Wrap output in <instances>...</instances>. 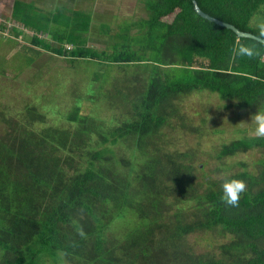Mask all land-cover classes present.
<instances>
[{"label": "trees", "instance_id": "obj_1", "mask_svg": "<svg viewBox=\"0 0 264 264\" xmlns=\"http://www.w3.org/2000/svg\"><path fill=\"white\" fill-rule=\"evenodd\" d=\"M196 1L211 17L259 37L252 21L264 20V0ZM145 3L148 19L115 53L88 44L92 21L15 3L14 23L35 33L34 46L22 47L27 55L143 65L148 82H141L144 97L132 104L131 119L119 125L94 115L90 93L66 115L69 128L50 125L40 105L2 114L0 264H264V138L224 144L220 161L252 150L260 157L212 178L197 167V153L170 149L163 131L174 118L193 128L176 102L194 92L218 94L241 110L264 106V44L202 18L192 0ZM243 44L257 54L237 55ZM166 68L183 76L174 80ZM233 178L246 184L235 207L221 199ZM118 222L126 226L122 234L113 230Z\"/></svg>", "mask_w": 264, "mask_h": 264}, {"label": "rangeland", "instance_id": "obj_2", "mask_svg": "<svg viewBox=\"0 0 264 264\" xmlns=\"http://www.w3.org/2000/svg\"><path fill=\"white\" fill-rule=\"evenodd\" d=\"M3 1L13 9L18 0H2L0 3H4ZM20 1L29 7L37 6L42 11L50 13L59 8L87 24L92 21L89 25L92 28L89 30L90 36L87 35L91 44H88L108 53L111 50L117 52L121 43H127L140 31L139 22L148 19L145 0H106L105 8H97L92 2L84 4L83 11L76 9L79 5L75 0ZM131 24L132 36L130 30L127 31L125 28ZM260 24H264L262 15L254 18L252 27L258 29ZM3 25L7 24L1 26ZM105 30L110 32L109 36L105 35L107 33ZM118 33L119 35H116ZM79 34L83 36V33ZM33 36L20 39L21 36L13 35L12 41L7 39L6 44L4 34H0V119L2 114L12 118L21 113L26 105L35 104L40 105L44 113L48 112L50 125L69 128L71 126L66 122V115L76 105L74 104L76 101L84 104L80 96H86L85 101L89 100L90 96L87 95L89 93L91 101L94 102L91 105L97 118L111 126L131 119V115L127 114L132 111V104L144 97L145 84L142 86L141 82L147 81L148 70L145 66L132 69L133 67L126 68L91 60L72 61L47 52L36 60L33 52L31 54L29 51L27 55L22 50L25 44L34 46L33 43H29ZM41 38L52 42L48 36L44 35ZM51 44L60 47L53 42ZM66 48L71 50L73 46ZM125 68L127 71L124 73ZM152 69L153 66L149 71ZM171 72L174 80L183 76L181 69L166 68V74L169 75ZM176 103L182 114L189 117L188 123L193 128L183 129L175 118L170 119L163 130L166 140L170 143L169 148L173 151L197 153L196 165L203 173L212 178L231 175L241 170L239 166L241 163L251 164L258 160L259 150L221 161L216 155L224 144L255 137L251 116L256 111L238 109L233 101L224 100L218 94L209 91L182 95ZM194 128H198L199 133ZM117 149L130 156L126 146L120 145ZM218 169L221 171L218 172ZM125 227L122 222H118L113 230L117 234H122Z\"/></svg>", "mask_w": 264, "mask_h": 264}, {"label": "clouds", "instance_id": "obj_3", "mask_svg": "<svg viewBox=\"0 0 264 264\" xmlns=\"http://www.w3.org/2000/svg\"><path fill=\"white\" fill-rule=\"evenodd\" d=\"M259 39L264 40V24L259 25ZM257 54L255 45L243 44L237 49V55L253 57ZM254 123L253 132L256 137L264 138V106H257L256 112L251 116ZM222 201L229 206H238L241 195L246 191V184L240 179L226 180L222 185Z\"/></svg>", "mask_w": 264, "mask_h": 264}, {"label": "crops", "instance_id": "obj_4", "mask_svg": "<svg viewBox=\"0 0 264 264\" xmlns=\"http://www.w3.org/2000/svg\"><path fill=\"white\" fill-rule=\"evenodd\" d=\"M2 1V0H0ZM4 2V1H3ZM94 3H92L93 5ZM13 9L11 7H9L5 2L4 3H0V34H4V41L6 42L7 39H10V41H12V36H21L20 39H23V37L28 38L30 35L33 36L34 31H32V29L24 27L23 25L20 24H16L13 21ZM2 24H7V25H3ZM3 27L5 29H3ZM9 29V30H8ZM91 27H90V31H91ZM9 31V34H7V31ZM12 33V35H11ZM8 35V36H7ZM88 36H90V32L88 33ZM89 38V43H90V37ZM33 38L31 39V41L29 43H32ZM7 44V42H6ZM91 44V43H90ZM27 46H29L30 44H25ZM12 50V49H11ZM12 55V52H11Z\"/></svg>", "mask_w": 264, "mask_h": 264}, {"label": "water", "instance_id": "obj_5", "mask_svg": "<svg viewBox=\"0 0 264 264\" xmlns=\"http://www.w3.org/2000/svg\"><path fill=\"white\" fill-rule=\"evenodd\" d=\"M192 1H193V4H194V8H195L196 13L199 16H201L202 18H204V19H206V20H208L210 22L216 23L217 25H219L221 27L233 30L238 35L239 38L253 39V40H257L258 42H261V43L264 44V40L259 39L258 36L254 35L252 33L242 32V31H240L238 28H236L232 24H229V23L223 22V21H221L219 19H216L214 17H211L210 15L206 14L205 12H203L201 10V8L199 7V5H198L196 0H192Z\"/></svg>", "mask_w": 264, "mask_h": 264}, {"label": "flooded vegetation", "instance_id": "obj_6", "mask_svg": "<svg viewBox=\"0 0 264 264\" xmlns=\"http://www.w3.org/2000/svg\"><path fill=\"white\" fill-rule=\"evenodd\" d=\"M77 3H78V7L76 8V9H81L82 10V8H84V6L86 5V4H90V3H95V6L98 8V7H101V8H105V7H107V2H106V0H85L86 2H84V3H81V2H79L78 0H75ZM96 1V2H95ZM81 3V4H80ZM85 4V5H84ZM102 5V6H101ZM76 6H77V4H76ZM83 6V7H82ZM83 11V10H82ZM95 12H96V10H95Z\"/></svg>", "mask_w": 264, "mask_h": 264}]
</instances>
